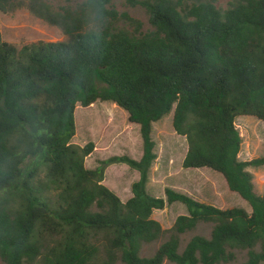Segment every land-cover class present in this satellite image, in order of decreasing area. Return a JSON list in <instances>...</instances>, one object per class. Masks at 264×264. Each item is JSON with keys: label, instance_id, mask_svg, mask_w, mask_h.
Returning <instances> with one entry per match:
<instances>
[{"label": "trees", "instance_id": "obj_1", "mask_svg": "<svg viewBox=\"0 0 264 264\" xmlns=\"http://www.w3.org/2000/svg\"><path fill=\"white\" fill-rule=\"evenodd\" d=\"M70 2V0H67ZM113 0L55 7L48 0H0V12L27 7L67 36L17 48L0 29V258L5 264H221L247 251L242 264L264 263V194L240 160L239 116L264 121V0H125L142 6L151 28ZM112 101L139 124L140 159L115 155L94 169L91 141L72 143L76 108ZM173 113L184 136L185 169L222 174L251 206L221 209L172 188L147 187L157 159L154 123ZM126 164L139 173L126 202L103 184L105 170ZM183 203L170 237L151 257L140 252L162 238L152 217ZM213 223L210 237L181 235Z\"/></svg>", "mask_w": 264, "mask_h": 264}, {"label": "rangeland", "instance_id": "obj_2", "mask_svg": "<svg viewBox=\"0 0 264 264\" xmlns=\"http://www.w3.org/2000/svg\"><path fill=\"white\" fill-rule=\"evenodd\" d=\"M55 7L75 5L82 0H48ZM229 0H218L217 6L225 9ZM113 7L127 12L142 22V29L151 28L147 11L142 6L131 7L125 0H113ZM0 29L3 39L17 48L38 41H65L68 36L58 27L52 26L32 13L27 7L14 11L0 12ZM169 113L154 123L152 137L156 142L154 161L148 182V193L154 197L166 198V189L172 188L189 195L195 200L214 205L221 209L241 207L251 213V206L239 194L232 192L224 176L209 168L185 169L182 165L188 151L184 136L176 133L173 127V113ZM77 133L72 143L84 146L93 141L96 151L86 159V167L94 169L115 155H128L140 159L143 154V141L139 124L128 120V113L112 101L98 100L89 107L80 104L76 108ZM236 126L242 137L240 160L264 158V121L254 116H239ZM257 194H264V165L250 167ZM139 179V173L126 164H112L105 170L103 184L113 190L123 202L132 197L131 186ZM188 214L183 203L167 204L162 210H155L152 217L158 220L165 234L161 239L145 244L140 252L143 257L154 255L159 246L169 239L178 216ZM213 223L200 222L193 230L181 235L182 251L194 235L210 237ZM236 259L221 264H242L247 260V251H236ZM0 264H5L0 258ZM163 264H176L166 260ZM264 264V263H263Z\"/></svg>", "mask_w": 264, "mask_h": 264}]
</instances>
